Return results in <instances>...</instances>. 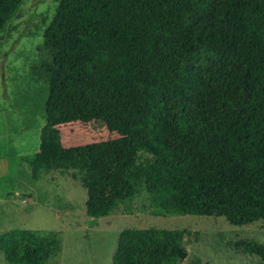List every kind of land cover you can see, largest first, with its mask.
<instances>
[{
	"label": "trees",
	"instance_id": "1",
	"mask_svg": "<svg viewBox=\"0 0 264 264\" xmlns=\"http://www.w3.org/2000/svg\"><path fill=\"white\" fill-rule=\"evenodd\" d=\"M23 2L0 0V32ZM31 74L45 119L27 157L34 179L72 172L104 197L95 218L145 193L155 213L192 196L199 215L264 223V0H59ZM95 118L122 136L61 146L59 126ZM183 237L125 229L112 264H181ZM240 245L264 259V246ZM61 251L60 232L0 234L9 264H45Z\"/></svg>",
	"mask_w": 264,
	"mask_h": 264
},
{
	"label": "rangeland",
	"instance_id": "2",
	"mask_svg": "<svg viewBox=\"0 0 264 264\" xmlns=\"http://www.w3.org/2000/svg\"><path fill=\"white\" fill-rule=\"evenodd\" d=\"M59 0H24L18 15L0 32V234L11 229L61 233L62 251L45 264H112L117 240L125 229L162 228L184 232L186 257L201 264H264L240 245L252 241L264 246V223L235 227L223 217L194 212V197H183L168 213L148 208L142 193L132 202L99 218L103 201L82 188L72 172L53 171L36 180L27 157L38 151L45 119L40 107L41 83L31 74L37 47L51 22ZM63 148L115 140L121 132L101 119L74 122L58 128ZM117 166L102 168L101 180H110ZM0 264H9L0 254Z\"/></svg>",
	"mask_w": 264,
	"mask_h": 264
}]
</instances>
